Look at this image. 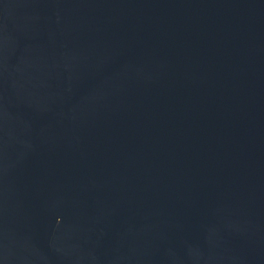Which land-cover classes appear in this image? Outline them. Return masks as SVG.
<instances>
[{"label": "water", "instance_id": "water-1", "mask_svg": "<svg viewBox=\"0 0 264 264\" xmlns=\"http://www.w3.org/2000/svg\"><path fill=\"white\" fill-rule=\"evenodd\" d=\"M0 264H264V0H0Z\"/></svg>", "mask_w": 264, "mask_h": 264}]
</instances>
